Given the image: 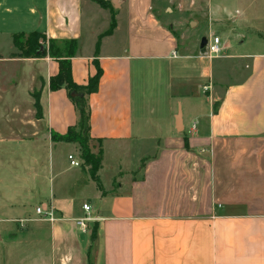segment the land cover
Listing matches in <instances>:
<instances>
[{"label": "crops", "instance_id": "1", "mask_svg": "<svg viewBox=\"0 0 264 264\" xmlns=\"http://www.w3.org/2000/svg\"><path fill=\"white\" fill-rule=\"evenodd\" d=\"M150 1L112 0L107 32L111 14L92 0H28L25 15L23 0H0V233L17 228L0 234V264H264V0H222L210 24L197 22L202 37H219L215 57L200 52L202 37L186 41L182 18L171 36ZM146 26L163 50L141 39ZM32 31L77 41L76 84L101 68L87 95L100 187L64 152L70 143L51 138L78 115L64 88L49 89L56 60L19 55L12 36ZM151 81L167 94L165 112L150 105ZM109 151L121 155L110 166ZM40 204H52L55 220L39 218ZM87 213L82 231L75 220Z\"/></svg>", "mask_w": 264, "mask_h": 264}, {"label": "rangeland", "instance_id": "2", "mask_svg": "<svg viewBox=\"0 0 264 264\" xmlns=\"http://www.w3.org/2000/svg\"><path fill=\"white\" fill-rule=\"evenodd\" d=\"M23 1L24 2L21 5V7H22V13L21 14L25 15V13L27 12L26 11L27 10L26 9V5H28V3L26 4L25 2L28 1V0H23ZM92 1H94L95 4H97V6H99L101 8H104L107 11H109L110 14H111V17H112V15L114 16L115 8L112 5V3H113L112 0H92ZM100 1H102V2H100ZM114 3L118 4V0H114ZM219 6H222V0H151L150 3H149L148 10L151 12V14L159 16V17H157V19L160 18L161 21L163 22V24L165 23V27L168 28V26H169L170 35L173 36L174 38H179V36H180L179 34L182 32L178 28L177 21L181 20L179 18L184 19L185 20V25L184 26L186 27L185 31H184V34L187 35V36H185L186 41L190 42V43H197V42H199L200 37H202V35H203L202 34L203 33V29H206V25H200V24H197V22L203 23L204 18H207L209 16L208 17V21H209L208 24H210L212 22V19L210 17V15H211L210 11L212 10L211 12H213V11L219 10L220 8H217ZM207 13H208V15H207ZM190 19L193 20V24L191 26L188 24V22H186V21H188ZM111 21L112 20H110L108 30H106L107 32L111 31L112 28H113V26L111 27ZM175 21H176L177 24L174 23ZM114 25H115V19H114ZM211 27H212V30L215 33L220 35V33H221L220 32V27H219L218 23H216V21L213 20V24H212ZM250 29H252V26H250ZM126 32L128 34L127 30H126ZM27 34H28V32H23L22 34L21 33H17L16 35L20 39L23 40L24 38L27 37ZM124 34L126 35L125 32H124ZM142 34L143 35H141V37L142 36L143 37L142 38L139 37V38H141V39L145 40L146 42H148L149 46H151L152 48H155V49L160 48L159 51L163 50V46L164 45H160L161 43H159L160 32H159L158 29H156L155 27L149 28V26H146V27H144V31H143ZM212 35H214V34H212ZM244 35H246V41L247 42L245 44H243V46L240 47L241 49L242 48H246V45L250 41V38H251V32L244 30ZM117 36H120V34L117 35ZM122 37H125V36H122ZM126 38H127V36H126ZM180 41H182V39H180ZM45 43L47 44V38L45 39ZM162 43H163V41H162ZM250 46H251V44H250ZM16 48H17L18 52L20 53L19 48L18 47H16ZM150 52L154 53L153 51H150ZM218 62H219V64H221L223 61H221V60L215 61V67H216V65H219ZM149 63H150L149 64L150 69H151V65H155L156 66V67L153 68V70L151 69L152 70L151 71L152 76L158 77L157 76L158 74L155 73V72H157V71H155V69L157 67L162 69V67H160L162 65L156 60L149 61ZM151 63H156V64H151ZM227 68H228V70H230V69H232V66L230 64H228ZM228 72L230 74L232 73L231 71H228ZM159 75H161V74H159ZM150 84H151V90H150V93H149L150 105L155 100L156 101L155 107L157 108L158 113L161 112V111L165 112L168 107L166 105L167 102H165V100H164V96L167 95V94L165 93V91L163 89H159V86H158V84L156 82L154 83L153 81H151ZM157 97L159 99L158 101L156 100ZM154 117H156L158 119L161 116L160 115H157V116L154 115ZM62 142L70 143L69 145H64V148H65L64 152L65 151H71V153L75 152L73 154L74 158L75 159L80 158V149H79V146H78L77 143H75V142H66V141H62ZM88 145H89L90 151L93 154H95V155L98 154V152H99L98 149L95 148V150L93 151V149H94L93 146L91 147L90 143H88ZM95 147H96V145H95ZM145 149H146V152L149 155H152L154 153V151H155L151 147L150 148H145ZM136 153L133 152V154H132L133 158H135L137 156ZM107 154H108L107 155L108 161L106 162V164L108 166H110L111 164L113 165V160H115V156H121V155H113L111 151H109ZM138 154H140V151L138 152ZM122 158H123V156H122ZM128 158H131V156H128ZM81 167L88 169V166H85L83 164L82 160H81ZM71 168H74V170H77V166H72ZM103 179H104V181H106V177L103 176ZM98 180L100 182L99 177H98ZM10 227H11V229L7 228L5 231L0 233L6 239H8V235H12V234L14 235L15 232L13 230H17V228L14 229L13 225L10 226ZM8 246H9V244H8ZM10 254H11V257L7 258V259L8 260L11 259L10 262H13L15 257H16V255H18V251L13 252V250H12ZM7 259L5 261H7Z\"/></svg>", "mask_w": 264, "mask_h": 264}, {"label": "trees", "instance_id": "3", "mask_svg": "<svg viewBox=\"0 0 264 264\" xmlns=\"http://www.w3.org/2000/svg\"><path fill=\"white\" fill-rule=\"evenodd\" d=\"M102 2V1H100ZM114 26V16L112 15L111 27ZM22 34V33H21ZM17 37V38H16ZM45 35L32 31L27 34L23 40L16 34L12 36L13 44L19 48V55L22 57H43L49 56L56 60L58 70L57 73L49 78V89L57 90L64 88L69 99L72 101L77 111V122L73 126H69L64 134L51 132V138L55 141L75 142L80 149V159L85 166H88V172L91 178L100 187L97 171L101 166V153L93 154L89 149V116L90 110L87 102V95L97 90L98 80L101 74V68L96 64V72L90 76L87 84H76L71 76V57L74 56L77 41L70 40H56L53 38L47 39L45 43ZM43 47V48H42ZM98 43L96 44V51ZM73 92V94H72ZM34 99V107L36 116L40 117V89H34L31 92Z\"/></svg>", "mask_w": 264, "mask_h": 264}, {"label": "built area", "instance_id": "4", "mask_svg": "<svg viewBox=\"0 0 264 264\" xmlns=\"http://www.w3.org/2000/svg\"><path fill=\"white\" fill-rule=\"evenodd\" d=\"M221 51V45L219 37L212 36L211 38L207 39V42L205 44V51L204 53L209 57H215L217 56ZM192 127H194V124H192ZM68 159L70 160V164L73 166H79V162L77 160H74L71 155H68ZM83 209L87 212L89 210V206L87 204H83ZM35 213L39 216L40 219L48 220L52 222L55 220L54 215V209L52 204H40L35 207ZM92 218L88 216V213L86 216L77 218L76 224L81 228L82 231H85L87 225V221L91 220ZM26 221V219H19L18 222L21 224L22 222Z\"/></svg>", "mask_w": 264, "mask_h": 264}, {"label": "water", "instance_id": "5", "mask_svg": "<svg viewBox=\"0 0 264 264\" xmlns=\"http://www.w3.org/2000/svg\"><path fill=\"white\" fill-rule=\"evenodd\" d=\"M207 42V38L205 36H203L200 40V43H199V48H200V52H204L205 51V44ZM43 48V47H42ZM73 94V92H72ZM177 125L179 127V114L177 115Z\"/></svg>", "mask_w": 264, "mask_h": 264}]
</instances>
